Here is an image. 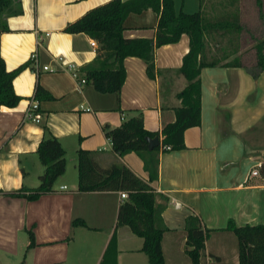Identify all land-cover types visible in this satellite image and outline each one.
<instances>
[{
  "label": "crops",
  "instance_id": "crops-1",
  "mask_svg": "<svg viewBox=\"0 0 264 264\" xmlns=\"http://www.w3.org/2000/svg\"><path fill=\"white\" fill-rule=\"evenodd\" d=\"M108 1L22 0V13L6 17L8 30L0 33V57L7 70L23 63L28 66L12 82L21 100L14 107H0V264L18 260L99 264L113 235L117 264H149L141 250L143 238L128 225H117L118 206L124 200L119 190L78 189L79 149L92 151L99 166H129L159 194L157 203L166 202L161 213L168 227L161 239L165 264H193L186 251L185 232V219L191 214L211 228L203 263L239 264L237 241L226 229L228 220L236 225L264 223V178L250 173L264 163V73L255 78L243 66L204 67L200 73L201 122L185 130L183 149L154 152L158 175L149 181L143 162L149 154L131 151L120 156L106 131L136 114H141L144 128L153 133L175 120V109L181 105L177 94L187 84L178 69L188 52L189 37L183 34L177 42L155 49L152 79L143 59L126 57L119 95L100 93L89 81L80 83L61 69L54 56L63 55L84 76L82 68L95 58L98 46L90 45L95 39L88 35L68 33L64 28ZM173 4L176 13L200 8L199 0H173ZM157 21L152 9L131 12L124 20L123 35L154 39ZM34 50L38 73L29 60ZM43 65L58 70L44 71ZM38 85L52 98H35ZM33 101L42 117L39 122L24 117ZM44 127L64 149L65 171L51 190L35 199L7 194L39 184L43 166L37 147ZM75 218L84 224H73ZM30 229L36 244L27 250ZM227 237L231 242L224 240Z\"/></svg>",
  "mask_w": 264,
  "mask_h": 264
},
{
  "label": "trees",
  "instance_id": "trees-1",
  "mask_svg": "<svg viewBox=\"0 0 264 264\" xmlns=\"http://www.w3.org/2000/svg\"><path fill=\"white\" fill-rule=\"evenodd\" d=\"M22 0H0V33L7 31L6 17L22 13ZM258 19L264 26V2L253 0ZM199 10L193 13L175 12L173 0H110L87 11L64 31L84 33L98 43L95 58L82 68L84 78L100 93H120L125 80L123 61L126 57H138L146 64V73L154 78L156 67L155 49L177 42L183 34L189 37V49L183 56L179 73L187 81L177 94L181 101L175 109V120L163 126L160 133L149 132L144 128L141 114L129 117L119 127L107 129L113 150L123 156L134 152H146L143 157L149 181L157 178V152L162 146L169 150L185 147L184 132L198 126L201 122V78L204 67L217 65L226 67H245L253 76L264 73V38L257 37L242 21L241 0H199ZM152 9L158 15L154 39L126 38L123 35L124 20L131 12L140 13ZM254 42L253 64L244 66L239 54L243 47V33ZM264 37V36H263ZM28 63L13 70H7L0 57V107H14L21 100L15 93L13 79ZM35 98L51 99L52 96L40 85L35 89ZM161 136V144L148 150L147 137ZM37 155L43 170L39 174V184L33 188H19L6 192L12 196L37 198L41 193L51 190L56 178L66 168L64 149L59 140L44 127V136L37 147ZM78 189L127 190V197L120 202L117 211V225H128L143 238L141 250L148 257L149 264H165L161 239L168 229L162 218L166 202L157 203V194L152 185L139 177L125 164H112L102 167L97 164L90 150L77 151ZM264 178V163L259 166ZM29 189L28 191H26ZM161 195V194H160ZM167 200V197L162 196ZM73 224H84L80 218ZM226 229L231 230L237 239L239 264H264V223L236 225L229 219ZM211 228L206 227L201 218L191 214L185 219L186 251L193 264H204L205 240ZM27 250L33 247L35 237L28 230ZM17 264H26L20 261ZM99 264H117L116 238L113 235L106 246Z\"/></svg>",
  "mask_w": 264,
  "mask_h": 264
},
{
  "label": "built area",
  "instance_id": "built-area-1",
  "mask_svg": "<svg viewBox=\"0 0 264 264\" xmlns=\"http://www.w3.org/2000/svg\"><path fill=\"white\" fill-rule=\"evenodd\" d=\"M46 36H48L49 34L46 33ZM90 45L92 47H97L98 44L95 40H90ZM29 60L34 68V71L36 73H38L39 69V65H38V52L37 50H34L30 56H29ZM54 60L56 63L59 64L60 68L68 71L71 73V75L79 80L80 83H84L86 80L84 78V76L81 77V70H79V68L77 67V65L73 62H69L68 60H66V57H64L63 55L59 54V55H55L54 56ZM42 69L44 71H50V72H55L56 70H58L56 67H51L50 65H43ZM38 109V103L36 101H33L29 104V107L27 108V110L25 111V119L27 120H31L34 122H39L41 120V114L37 111ZM169 146H162V149L164 150H169ZM259 166H261V164H259L257 167H254L250 170L251 174H260L259 172ZM128 195L127 190H119V196L121 198H126ZM176 205H178V202L175 203Z\"/></svg>",
  "mask_w": 264,
  "mask_h": 264
},
{
  "label": "rangeland",
  "instance_id": "rangeland-1",
  "mask_svg": "<svg viewBox=\"0 0 264 264\" xmlns=\"http://www.w3.org/2000/svg\"><path fill=\"white\" fill-rule=\"evenodd\" d=\"M264 2V0H263ZM241 7H242V21L245 23L257 37L264 38V26L258 19L256 6L254 5L253 0H241ZM194 10V9H193ZM198 10V7L195 9ZM195 12V11H194ZM253 44L254 42L249 38V36L244 32L243 33V48H242V55L243 59L242 61L248 65L253 63V57L254 50H253ZM230 236H233L234 240H236V236L232 231H229ZM224 240L231 242V239L228 237ZM19 262L21 260H18ZM17 262H14V264H17ZM2 264H5L4 261H2ZM9 264H13V262H9Z\"/></svg>",
  "mask_w": 264,
  "mask_h": 264
},
{
  "label": "water",
  "instance_id": "water-1",
  "mask_svg": "<svg viewBox=\"0 0 264 264\" xmlns=\"http://www.w3.org/2000/svg\"><path fill=\"white\" fill-rule=\"evenodd\" d=\"M148 150L152 151L160 145L159 137H147Z\"/></svg>",
  "mask_w": 264,
  "mask_h": 264
}]
</instances>
